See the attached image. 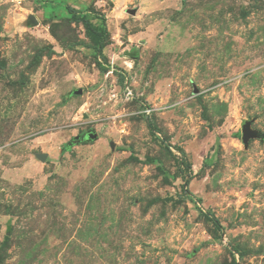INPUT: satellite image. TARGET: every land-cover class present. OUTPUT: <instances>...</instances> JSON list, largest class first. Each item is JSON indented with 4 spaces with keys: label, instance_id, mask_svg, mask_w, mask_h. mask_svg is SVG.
I'll list each match as a JSON object with an SVG mask.
<instances>
[{
    "label": "rangeland",
    "instance_id": "374dc122",
    "mask_svg": "<svg viewBox=\"0 0 264 264\" xmlns=\"http://www.w3.org/2000/svg\"><path fill=\"white\" fill-rule=\"evenodd\" d=\"M247 122L264 0H0V264H264Z\"/></svg>",
    "mask_w": 264,
    "mask_h": 264
},
{
    "label": "trees",
    "instance_id": "16d2710c",
    "mask_svg": "<svg viewBox=\"0 0 264 264\" xmlns=\"http://www.w3.org/2000/svg\"><path fill=\"white\" fill-rule=\"evenodd\" d=\"M67 9L70 13H72L73 16H77V18L81 22H83L86 29L92 31L95 35L98 36V40H99L98 51L102 52V49L104 47L105 38L108 35L107 28L106 27L105 28H99L92 21H90V19L88 18V16L86 14L82 13L81 11L76 10L74 7H72L70 5L67 6Z\"/></svg>",
    "mask_w": 264,
    "mask_h": 264
},
{
    "label": "water",
    "instance_id": "95a60500",
    "mask_svg": "<svg viewBox=\"0 0 264 264\" xmlns=\"http://www.w3.org/2000/svg\"><path fill=\"white\" fill-rule=\"evenodd\" d=\"M87 138L89 139H97L98 134L96 132H89L87 133ZM250 138H264V134H262L261 132L252 129L250 126V123L247 122L243 125L242 127V141L245 145L248 144V140Z\"/></svg>",
    "mask_w": 264,
    "mask_h": 264
}]
</instances>
